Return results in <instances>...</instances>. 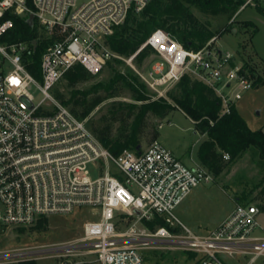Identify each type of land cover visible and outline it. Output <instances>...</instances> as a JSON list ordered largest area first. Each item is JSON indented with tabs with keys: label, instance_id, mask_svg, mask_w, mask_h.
<instances>
[{
	"label": "built area",
	"instance_id": "built-area-1",
	"mask_svg": "<svg viewBox=\"0 0 264 264\" xmlns=\"http://www.w3.org/2000/svg\"><path fill=\"white\" fill-rule=\"evenodd\" d=\"M152 1L0 0V226L30 227L84 208L97 218L84 222L79 236L51 247L0 251V264L37 254H52L54 264H88L89 256L101 264H143L144 252L153 249L190 253L195 264H264V214L257 204L236 201L216 228L193 232L175 210L195 187L214 181L207 167L187 164L159 140L114 155L89 117L80 119L54 94L71 68L81 65L97 75L115 59L133 65L150 46L152 60L139 74L155 98H168L189 74L214 89L222 113H230L256 77L233 51L209 48L214 39L194 50L157 29L128 58L110 48L107 39L116 28ZM31 14L47 40L40 79L28 70L33 41L10 36L14 17ZM34 87L44 96L38 103ZM156 218L165 224L150 228Z\"/></svg>",
	"mask_w": 264,
	"mask_h": 264
},
{
	"label": "trees",
	"instance_id": "trees-1",
	"mask_svg": "<svg viewBox=\"0 0 264 264\" xmlns=\"http://www.w3.org/2000/svg\"><path fill=\"white\" fill-rule=\"evenodd\" d=\"M203 9H221L224 6H236L239 9L245 5L246 0H192ZM261 12L263 9H259ZM15 26L11 31V41H38L36 50H31L28 56V70L38 79L41 78L40 63L47 40L41 37L36 24L30 25L27 17H14ZM252 27L251 37L257 28L253 22L247 23ZM157 29H163L186 48L198 50L202 45L197 40L214 36L211 30L200 21L184 0H153L142 13H130L124 24L117 27L108 37L110 48L128 58L135 54L147 41L149 36ZM248 32V29H245ZM154 49L145 46L135 57L137 63L151 55ZM245 63L256 77V85L264 82L259 72L260 66L253 65V56L244 54ZM249 56V57H248ZM256 58V57H255ZM115 59V62H119ZM260 61V60H259ZM113 76L108 81L96 83L93 88L80 89L77 86L94 77L83 66L71 68L63 79L73 88L69 98L59 91H55L56 98L80 119L89 115L105 99L118 95L121 86L130 90L132 97L140 103H124L118 101L110 106L109 116L103 117L100 125L89 122L101 143L114 155L121 154L127 148L140 150L146 118L149 113L159 116L160 119L169 114L175 107H179L195 123V128L207 138L198 148L197 156L200 162L211 171L215 177L220 176L224 170L238 157L250 148H254L264 167V130L252 129L246 119L241 115L237 106H233L228 114L222 113L221 101L214 89L204 82L186 74L176 85V92H169L168 98H151L143 81L133 74L122 73L113 63L109 62ZM263 66V65H262ZM264 68V67H263ZM258 74V75H257ZM173 100V101H171ZM119 123L115 132V124ZM157 128L152 133V142L158 140ZM139 147V148H138ZM240 202L245 197H237ZM258 200V207L264 214V187L254 198ZM47 218L40 219L38 224H45ZM162 218H156L148 223L150 228L163 225ZM2 226H0L1 228ZM194 257V255H190ZM154 264H160L154 261Z\"/></svg>",
	"mask_w": 264,
	"mask_h": 264
},
{
	"label": "rangeland",
	"instance_id": "rangeland-1",
	"mask_svg": "<svg viewBox=\"0 0 264 264\" xmlns=\"http://www.w3.org/2000/svg\"><path fill=\"white\" fill-rule=\"evenodd\" d=\"M184 2L214 34L211 38L197 40L202 47L208 46L214 39L208 46L209 48L215 46L224 51H233L243 60L246 59L244 54L250 55V58L253 56V65L260 66L258 67L259 72L264 78V0H251L250 4L247 2L239 9L236 6H224L219 10L203 9L192 0H184ZM259 9H263V11L261 12ZM250 21L257 28L252 37L250 35L253 28L247 24ZM245 29H248V32H245ZM152 56V54L148 55L141 63H137L134 59L133 65L124 59H119V62L112 60L111 63L118 67L122 73L133 74L143 81L139 72L143 73L147 70ZM112 76V68L108 65L100 74L94 75L93 78L77 87L90 89L98 82L108 81ZM72 89L67 81L62 79L55 87L54 92L59 91L69 98ZM147 89L148 95L155 98L156 93L148 87ZM171 92H176V87ZM32 93L35 103L40 102L44 97L36 87L32 89ZM118 101L140 103L134 100L128 88L121 86L118 95L105 99L96 107L89 115V122L93 125H100L103 117L109 116L110 106ZM237 108L252 129L264 130V82L260 86L256 85L253 89L246 91L242 99L238 101ZM119 126V123L115 124V132L118 131ZM155 128L159 132V141L162 144L178 158L186 160L187 164H193L191 156L196 158L203 136L196 130L195 123L189 116L179 107H175L162 119L156 114L149 113L144 127L142 148L151 144ZM263 187V162L258 152L254 148H250L230 164L220 176L215 177L214 181L195 187L177 207L175 213L190 230L198 234H206L216 228L233 210L237 197L246 196L245 201L258 204V200L254 198ZM93 213L94 211L90 208L76 209L70 215L46 217V223L41 226L37 222L30 227H1L0 251L18 248L45 249L75 238L82 233L84 222L97 219ZM260 219L264 223V215H261ZM190 255V253L176 250H146L143 264H154V261H159L160 264H195L196 257ZM87 258L91 259L88 264H101L95 260L94 256ZM221 258L229 263L235 262L226 255H222ZM55 261L56 257L52 254H37L10 264H54Z\"/></svg>",
	"mask_w": 264,
	"mask_h": 264
},
{
	"label": "crops",
	"instance_id": "crops-1",
	"mask_svg": "<svg viewBox=\"0 0 264 264\" xmlns=\"http://www.w3.org/2000/svg\"><path fill=\"white\" fill-rule=\"evenodd\" d=\"M247 2H248L249 4L251 3V1H249V0H247L246 3H247ZM246 3H245V4H246ZM243 6H244V5H243ZM243 6H241V7H243ZM242 59H243V58H242ZM263 61H264V60H263ZM236 106H237V104H236ZM239 112H240V111H239ZM240 113H241V112H240ZM241 115H242V114H241ZM192 121H193V120H192ZM193 122H194V121H193ZM201 135L203 136V140H205V139L207 138L206 134H201ZM158 140H159V138H158ZM197 151H198V150H197ZM191 159H192V161H193V164H191V165H194L195 163H201L200 160L198 159V156H196V158H193V156H191ZM183 161L186 162V160H184V159H183ZM186 198H187V197H186ZM236 201H238V198H237ZM236 201H235V202H236Z\"/></svg>",
	"mask_w": 264,
	"mask_h": 264
},
{
	"label": "water",
	"instance_id": "water-1",
	"mask_svg": "<svg viewBox=\"0 0 264 264\" xmlns=\"http://www.w3.org/2000/svg\"><path fill=\"white\" fill-rule=\"evenodd\" d=\"M28 22H29L30 25H33V22H34V15L33 14H31L30 17L28 18ZM33 47H34V50H36V48H37V40H33Z\"/></svg>",
	"mask_w": 264,
	"mask_h": 264
},
{
	"label": "snow or ice",
	"instance_id": "snow-or-ice-1",
	"mask_svg": "<svg viewBox=\"0 0 264 264\" xmlns=\"http://www.w3.org/2000/svg\"><path fill=\"white\" fill-rule=\"evenodd\" d=\"M13 83H18V81H16V80H13Z\"/></svg>",
	"mask_w": 264,
	"mask_h": 264
}]
</instances>
